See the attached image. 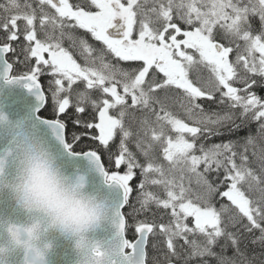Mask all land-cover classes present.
<instances>
[{
	"label": "snow or ice",
	"instance_id": "6c2138e0",
	"mask_svg": "<svg viewBox=\"0 0 264 264\" xmlns=\"http://www.w3.org/2000/svg\"><path fill=\"white\" fill-rule=\"evenodd\" d=\"M0 32V79L36 100L0 111V179L35 144L99 173L118 193L101 264H244L248 237L264 245V147L208 143L237 119L264 140V0H6Z\"/></svg>",
	"mask_w": 264,
	"mask_h": 264
},
{
	"label": "clouds",
	"instance_id": "9594fccd",
	"mask_svg": "<svg viewBox=\"0 0 264 264\" xmlns=\"http://www.w3.org/2000/svg\"><path fill=\"white\" fill-rule=\"evenodd\" d=\"M2 175L0 194L7 192L23 218L0 213V264H10L17 250L23 264H47L51 231L73 240L75 264H101L107 248L96 233L106 223L108 199L88 186L86 173L65 169L55 154L35 144L22 148L11 174L6 168Z\"/></svg>",
	"mask_w": 264,
	"mask_h": 264
},
{
	"label": "water",
	"instance_id": "95a60500",
	"mask_svg": "<svg viewBox=\"0 0 264 264\" xmlns=\"http://www.w3.org/2000/svg\"><path fill=\"white\" fill-rule=\"evenodd\" d=\"M35 104V97L28 89L23 87L22 83L9 84L0 79V111L5 113L10 121L16 122L22 119L26 115L27 109L34 107ZM75 170L86 173L88 186L91 189L103 193L107 197L108 202H115L118 195L117 190L107 187L104 184L103 177L99 173L89 171L88 166L85 164H81L79 169ZM0 213L17 219L23 218V212L15 206L7 192L0 194ZM96 235L103 238L110 236V226L105 223ZM46 239L51 241V249L47 253V259L52 258L53 261L57 260L59 264H75L78 259V253L74 248L72 239H67L56 231L49 232ZM23 255L22 251L17 250L10 258L17 259V264H19V259Z\"/></svg>",
	"mask_w": 264,
	"mask_h": 264
},
{
	"label": "trees",
	"instance_id": "16d2710c",
	"mask_svg": "<svg viewBox=\"0 0 264 264\" xmlns=\"http://www.w3.org/2000/svg\"><path fill=\"white\" fill-rule=\"evenodd\" d=\"M254 23L257 27L259 26L258 17L255 18ZM9 59H11V57H9ZM20 70L21 69H18V71ZM203 74L204 75L207 74L206 70L203 71ZM45 87H46V82H45ZM258 94L264 95V93H258ZM41 115L47 116L48 113L47 111H44L41 113ZM236 123L237 124L243 123V126L238 131L229 133L227 132L226 129H222L221 131L223 132V134L220 136L212 137L211 140L208 141V143H220L222 141L223 142L234 141L236 142L235 150L239 152V151H242V148L240 146L245 143V138L251 135L257 138V146L255 148L250 146L248 154L251 160H255V158L252 157L251 155L252 151L259 152V148L264 147V140L260 138V134L258 132V125L255 122L244 123L240 119H237ZM72 130H73L72 125H71V122L69 121V126H68L69 133H71ZM253 166L255 167L256 165L253 164ZM138 179H139V176L136 179H134L131 183L135 186V184L138 183ZM135 198H136V192L134 191L130 197V200L134 204H135ZM136 207H139V205L136 204ZM125 211H130V209L126 208ZM255 236H259V233L257 232L254 234V236L248 237V239L243 244H241V249L242 251H244V254H245L243 258L244 264H247L248 260H251L252 264H264V245L260 244L259 242L255 244L252 243L251 241L255 238ZM216 250L219 251V248H217ZM148 251H149L150 257L152 255H156V253L153 252L150 246H149ZM227 255L228 256L233 255V249L231 247L228 248ZM211 264H214V261H212ZM238 264H239V261H238Z\"/></svg>",
	"mask_w": 264,
	"mask_h": 264
},
{
	"label": "flooded vegetation",
	"instance_id": "af4514ba",
	"mask_svg": "<svg viewBox=\"0 0 264 264\" xmlns=\"http://www.w3.org/2000/svg\"><path fill=\"white\" fill-rule=\"evenodd\" d=\"M6 2V0H0V4H4ZM3 37V33L0 32V38ZM21 43H23V37H21ZM20 71H24L23 68H20ZM10 259V264H17L18 260L17 259H13V258H9ZM19 264H23V257H20L19 259ZM47 264H59V262L57 260L53 261L52 258L47 259Z\"/></svg>",
	"mask_w": 264,
	"mask_h": 264
}]
</instances>
